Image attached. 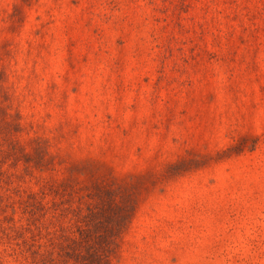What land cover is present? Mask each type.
<instances>
[{"label":"rangeland","instance_id":"1","mask_svg":"<svg viewBox=\"0 0 264 264\" xmlns=\"http://www.w3.org/2000/svg\"><path fill=\"white\" fill-rule=\"evenodd\" d=\"M0 264H264V0H0Z\"/></svg>","mask_w":264,"mask_h":264},{"label":"trees","instance_id":"2","mask_svg":"<svg viewBox=\"0 0 264 264\" xmlns=\"http://www.w3.org/2000/svg\"><path fill=\"white\" fill-rule=\"evenodd\" d=\"M127 209V208H126ZM127 212V211H126ZM130 212H133V208H132V211H130ZM130 214V213H129ZM126 215H128V213H124L123 212V216H124V218H126ZM95 249H97V248H95V247H93V248H91L90 249V252L92 251V250H95ZM91 254H93V253H91ZM96 253H94L93 255H95ZM101 259H103V257L101 256V254H97ZM84 261H85V259H84Z\"/></svg>","mask_w":264,"mask_h":264}]
</instances>
